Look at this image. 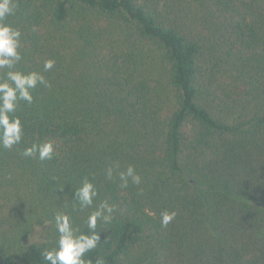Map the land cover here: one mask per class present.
<instances>
[{
    "label": "trees",
    "instance_id": "1",
    "mask_svg": "<svg viewBox=\"0 0 264 264\" xmlns=\"http://www.w3.org/2000/svg\"><path fill=\"white\" fill-rule=\"evenodd\" d=\"M18 3L17 69L55 66L17 108L22 142L0 150V264H47L58 212L87 231L85 176L115 205L93 261L264 264V0ZM45 140L53 159L21 155ZM129 165L141 183L120 188Z\"/></svg>",
    "mask_w": 264,
    "mask_h": 264
},
{
    "label": "clouds",
    "instance_id": "2",
    "mask_svg": "<svg viewBox=\"0 0 264 264\" xmlns=\"http://www.w3.org/2000/svg\"><path fill=\"white\" fill-rule=\"evenodd\" d=\"M19 7L18 0H0V150L13 149L19 145L24 137V124L20 116L16 115L21 101L33 103V91L38 86L50 87L44 73L55 66L54 59H47L43 64V71L24 72L17 69L22 60V32L20 28L8 23V17L14 16ZM26 158H38L40 161L51 160L56 155L55 145L51 140L33 142L25 147L21 153ZM119 164H112L106 168L105 178L112 180ZM119 187L127 188L129 182L135 185L141 183V176L135 168L129 165L125 170L118 171ZM99 192L92 179L85 176L73 193L74 210L91 208L86 221L87 231L81 230L73 222L68 212H58L53 217L54 227L58 233L57 244L42 253L47 264H105L102 257L95 261L87 258V254L101 241V234L97 231L98 223L108 224L113 219L115 205L107 199L99 201ZM176 211L165 210L161 213V226L167 227L176 217Z\"/></svg>",
    "mask_w": 264,
    "mask_h": 264
},
{
    "label": "rangeland",
    "instance_id": "3",
    "mask_svg": "<svg viewBox=\"0 0 264 264\" xmlns=\"http://www.w3.org/2000/svg\"><path fill=\"white\" fill-rule=\"evenodd\" d=\"M31 235L33 236V240H34L35 238H37V236H38V235L35 234V233H32ZM31 239H32V238H31Z\"/></svg>",
    "mask_w": 264,
    "mask_h": 264
}]
</instances>
